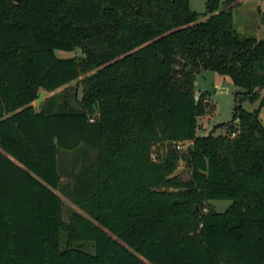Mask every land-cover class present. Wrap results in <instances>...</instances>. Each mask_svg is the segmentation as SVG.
I'll list each match as a JSON object with an SVG mask.
<instances>
[{"label":"trees","instance_id":"obj_1","mask_svg":"<svg viewBox=\"0 0 264 264\" xmlns=\"http://www.w3.org/2000/svg\"><path fill=\"white\" fill-rule=\"evenodd\" d=\"M236 1L0 0V264H264V37ZM206 69L241 88L231 134L196 133ZM82 74L73 102L33 103Z\"/></svg>","mask_w":264,"mask_h":264},{"label":"rangeland","instance_id":"obj_2","mask_svg":"<svg viewBox=\"0 0 264 264\" xmlns=\"http://www.w3.org/2000/svg\"><path fill=\"white\" fill-rule=\"evenodd\" d=\"M190 6L200 12V19L207 16V14L203 13L205 10V0H190ZM233 8L234 26L239 33L254 34L257 37H264V0H237ZM81 53L80 48H76L73 51L56 50V54L59 56L80 55ZM83 75L84 74L80 75L77 79L71 80L55 90L47 91L46 96L50 94H60L62 99L73 102L74 96L79 98L82 95L83 89L82 85L79 83V78ZM193 84L196 97H198L201 92H206V109L202 115L197 116L196 133L199 135L209 132L213 134H231V127L234 128L236 126L235 120L231 119L233 106L238 101L237 97L240 96V94H237V91L241 88L232 83L227 76L210 69L197 73ZM263 93L264 88L260 89V94ZM241 104L245 109L251 110L257 106L258 99L250 100L246 98L241 101ZM258 116L261 123L264 125V103L259 107ZM219 122H224L225 124L222 126L217 125ZM190 144V140H184L179 142L177 147L183 150ZM166 148L167 144L165 142L154 143L152 146V157L154 159H161ZM90 155L93 156L94 154L90 153ZM61 158L65 166V164L72 159V154H64ZM178 167L180 169L176 175H179L180 178L183 179L188 178L190 169L186 165V162L180 160L178 162ZM62 180L63 182L70 181L71 177L64 174ZM57 192L64 201L63 215L65 219L73 209L86 214V212L73 202L69 196L60 191ZM229 203L230 200L228 199H210L206 202V207L202 208V210L205 211L208 208L223 210Z\"/></svg>","mask_w":264,"mask_h":264},{"label":"water","instance_id":"obj_3","mask_svg":"<svg viewBox=\"0 0 264 264\" xmlns=\"http://www.w3.org/2000/svg\"><path fill=\"white\" fill-rule=\"evenodd\" d=\"M46 93H47V90L45 89H40L39 92H38V95L37 97L33 100L34 104L36 105V107H39L40 106V103L44 100L45 96H46ZM180 168L178 167L172 175H175L178 170Z\"/></svg>","mask_w":264,"mask_h":264},{"label":"built area","instance_id":"obj_4","mask_svg":"<svg viewBox=\"0 0 264 264\" xmlns=\"http://www.w3.org/2000/svg\"><path fill=\"white\" fill-rule=\"evenodd\" d=\"M90 120H93V117H90Z\"/></svg>","mask_w":264,"mask_h":264}]
</instances>
